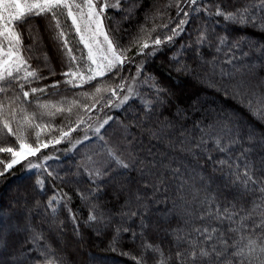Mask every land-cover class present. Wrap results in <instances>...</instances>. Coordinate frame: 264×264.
<instances>
[{"label": "snow or ice", "instance_id": "snow-or-ice-1", "mask_svg": "<svg viewBox=\"0 0 264 264\" xmlns=\"http://www.w3.org/2000/svg\"><path fill=\"white\" fill-rule=\"evenodd\" d=\"M141 4L0 0V180L22 169L14 194L0 195V264H68L60 212L82 243L80 210L57 182L77 185L83 227L134 264H264V41L243 31L264 34V0L153 4L125 41L123 25ZM158 56L173 83L146 72ZM181 77L233 104L199 95L181 102ZM93 82L70 101L47 99ZM93 109L123 116L89 123ZM64 142L63 151L80 158L53 168ZM49 182L60 195L42 202L37 195Z\"/></svg>", "mask_w": 264, "mask_h": 264}, {"label": "trees", "instance_id": "trees-1", "mask_svg": "<svg viewBox=\"0 0 264 264\" xmlns=\"http://www.w3.org/2000/svg\"><path fill=\"white\" fill-rule=\"evenodd\" d=\"M169 0H142L141 7L139 11L136 14V18L131 23H125L123 25V28L127 31L120 33L121 36H123L124 40L126 41L128 38V33L133 32L135 30V26L137 23H143L144 21V14L146 10H149L153 4H156L158 7H163L164 5L168 4ZM170 15L173 17L175 16V9L170 10ZM35 25L38 27L43 25V21L39 18L35 19L33 21ZM156 23H160L159 20L156 21ZM151 27V23L148 25ZM245 33H247V37L250 40L255 41H264V34L253 31L252 29H244ZM41 36L44 41V47L49 50V55H52V48H51V40L50 37L46 32L43 31V28L41 27ZM28 41L26 40V43ZM75 43V40H73ZM190 55V54H189ZM165 57L158 56L154 60H151L146 65V72H152L157 74L158 76L162 77L165 83H173V81L168 79V76L165 72L161 70L162 62L164 61ZM35 61H33V65L35 66ZM53 64L55 66V61H53ZM63 69L59 68L57 66V71H62ZM135 73V68L131 69V72H125L124 75H130ZM264 74V73H262ZM176 73L173 72V76H175ZM62 77H53L52 79H57ZM99 79V78H98ZM181 79L184 80V94L180 97L181 102L188 103L191 98L194 96H201L206 98L210 103L214 102L217 105H232L233 102L230 100H225V98L217 92H214L211 88L207 87L204 84L199 83L196 80L193 79H184L181 77ZM111 82V81H110ZM119 81L117 80L116 83ZM95 85V82H93V86L85 85L83 89H74L71 91H65L62 87L60 90V95H52L47 97V99L52 100L53 102L60 101L62 96H67L69 98V101L71 98L75 96L76 93L80 91H86L91 92L93 90V87ZM81 101H84L83 97H80ZM90 103V100L87 101ZM106 113V109L104 112H97L96 109H93L89 115L92 116V120L89 121V123H92L96 120L97 116L103 118L104 114ZM113 116H123V112L121 109L114 110L110 113ZM62 119V117H56L57 122H59ZM248 119L251 121L252 125L259 129L261 125L255 121L252 120L251 117H248ZM85 130V126L81 125L80 129L77 132L72 133V138L75 139L77 137H80L83 135ZM68 144L66 142L57 145L56 148L60 149V151L55 152V155L60 157V160H50L48 163L53 168H64L65 170L72 167L73 164L79 160L80 156L78 152L73 151L71 154L67 155L63 151V149L67 148ZM45 152H53L52 148L43 150ZM82 152L83 149H80ZM22 173V169L15 170L14 174L12 176L6 177L4 180H0V195L3 196H9L14 194L10 191V189H14L16 186V177L20 176ZM77 185L71 184V185H61L59 182L56 183V188H63L64 191L69 192V194L72 196V204L71 207L74 210L79 209L80 212L78 213V216L80 218L81 223V231L83 234V242L77 243L75 239L72 238V229L73 224L70 218L67 216L66 209H62L60 212V219L65 221L67 235H68V242L65 247V253H66V259L68 261V264H91V261L93 258H95L97 261H103V264H134V261L125 256H121L118 252H111L107 250V241L102 240L101 238H97V236L89 229L83 227V220L87 217V208H83L80 204L79 196L75 192V188ZM59 196V192H55V189L53 188L52 184L46 183L45 191L43 193H40L37 195V198L40 199L42 202H47L48 198L53 195ZM107 199L111 200V194H109ZM151 241L158 242L157 237L155 235H152L149 237ZM131 245H125V250H128ZM133 251H138V249L133 248Z\"/></svg>", "mask_w": 264, "mask_h": 264}, {"label": "rangeland", "instance_id": "rangeland-1", "mask_svg": "<svg viewBox=\"0 0 264 264\" xmlns=\"http://www.w3.org/2000/svg\"><path fill=\"white\" fill-rule=\"evenodd\" d=\"M69 23H70V21H69ZM106 23H107V21H106ZM80 47H82V45L80 46ZM63 79V78H62ZM114 110H118V109H106V113L108 114V115H111L110 113L111 112H113ZM89 135H91V132H89ZM72 152H68L67 153V155H69V154H71Z\"/></svg>", "mask_w": 264, "mask_h": 264}]
</instances>
